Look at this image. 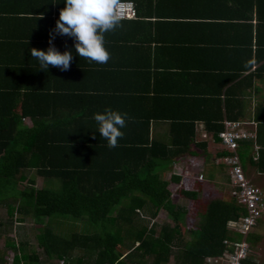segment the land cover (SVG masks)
I'll use <instances>...</instances> for the list:
<instances>
[{
  "label": "trees",
  "instance_id": "obj_1",
  "mask_svg": "<svg viewBox=\"0 0 264 264\" xmlns=\"http://www.w3.org/2000/svg\"><path fill=\"white\" fill-rule=\"evenodd\" d=\"M54 1H39L43 16L34 12L36 17L27 18L16 11V0H0V207L6 208L11 227L28 216L47 219L36 234L38 248L27 233L9 235L0 220L5 247L0 264H9L10 254L11 264H169L172 259L208 264L232 251L230 242L240 241V235L230 223L246 212L232 189L225 197L206 188L201 174H173L170 180L165 175L186 154L205 150L196 141L198 122L220 142L225 119L237 120L230 108L232 90H225L236 76L228 78L223 71L229 68L219 66L210 79L201 65L185 66L184 58L190 53L222 58L227 52L251 58L255 31L256 54L264 58V0H118L133 2L137 17L115 28L124 37L111 39L106 32L105 46L110 57L132 50L149 54L143 75L128 65L79 61L74 38L58 33L52 44L60 52L72 51L69 69H39L31 49L50 46L53 12L46 4ZM56 4L59 14L64 0ZM179 6L187 12L175 14ZM168 8L169 13L161 12ZM193 33L210 38L196 41ZM166 55L175 59L161 61ZM251 66L252 61L234 62V69L242 71ZM174 82L187 89L172 90ZM192 84L207 88L192 90ZM105 108L129 117L112 148L94 120ZM158 121L170 122V142L152 138V123ZM245 142L238 149L242 164ZM219 155L223 160L230 153ZM172 184L181 199L192 203L193 212L173 202ZM162 211L172 224L149 227L143 214L155 218ZM73 221L95 230L80 231L76 224L67 234L56 229ZM260 239L250 234V254L242 264H255Z\"/></svg>",
  "mask_w": 264,
  "mask_h": 264
},
{
  "label": "crops",
  "instance_id": "obj_2",
  "mask_svg": "<svg viewBox=\"0 0 264 264\" xmlns=\"http://www.w3.org/2000/svg\"><path fill=\"white\" fill-rule=\"evenodd\" d=\"M41 0H16V11L26 13L22 16H27V18H31V16H35L34 12H38L40 15L43 16L40 11L42 8H40L38 2ZM45 1V0H44ZM43 3V0L41 4ZM57 0L53 2V6L50 4H46L47 9H51L52 14V35H56L55 33V26L56 21L59 19L58 14V5L56 4ZM51 6V8H50ZM40 8V9H39ZM172 8V7H171ZM168 8L163 9L161 12L169 13L170 9ZM62 9V8H61ZM59 8V10H61ZM188 8L184 6H179V9H175V14H180L187 12ZM48 11V10H47ZM204 11V10H203ZM33 17V18H35ZM155 17V16H154ZM41 18V17H38ZM257 24V17L255 16L254 20V27ZM50 27V24H49ZM256 28H254V31ZM204 34H198L193 33L192 37L194 40H198L200 38H204L205 40L210 38L204 37L202 35ZM260 34V33H259ZM261 34L264 35V29H261ZM124 35V34H123ZM122 35L121 30L114 29L112 31H109L107 34L108 37L111 39L114 38H120ZM129 35V34H128ZM206 36V35H205ZM233 36V35H232ZM124 37V36H123ZM257 32H254V45H253V54L250 58L247 55H235V54H228L222 58H216L213 55L197 58L195 54L190 53L188 54L184 59L185 66L189 67H197L198 65H201L203 68H205V72L210 73L214 72L213 68L219 67V66H227L229 68L225 69L223 72L225 76H228V78H231L233 76H236V78L233 79L232 84L225 88L231 89V96L229 97L230 108L232 112V116L237 119L235 121L245 123V131L249 134H254L255 138L247 140L248 146L244 145L241 149L243 154V169L247 176V178L256 186L264 190V58L260 56L258 58L257 56ZM64 40V39H63ZM239 44L242 43L241 40H239ZM146 44V43H145ZM231 46H233L231 44ZM155 48V45H152V49ZM233 48V47H231ZM237 48V47H236ZM232 50V49H230ZM154 51V50H153ZM114 57H110L107 61V64L114 65V66H120V65H128L131 67H134L138 72H134L136 74H145L148 69L149 65V54L145 53H137V52H129V53H122L113 55ZM161 61L163 60L166 62L167 60H174L172 57H169V55L160 57ZM259 60V61H258ZM79 61H83L84 63H87L89 60L84 57H80ZM219 61V62H218ZM235 61H252V66L248 71H242L238 69H234V62ZM244 64V63H243ZM93 65V62H92ZM95 65V64H94ZM93 65V66H94ZM239 67V66H238ZM134 69V70H135ZM111 71V70H110ZM215 73L211 74L209 78H213V75ZM251 77V80L248 78ZM171 87L172 90H183L187 89V86H183L178 84V82L169 84V88ZM211 87V85L209 86ZM192 90H197L198 88L203 90L204 88H207L206 85L202 84V86H194V84L191 85ZM196 92V91H194ZM225 94L222 95V100L225 103ZM222 102V103H223ZM225 120H228L225 119ZM230 120V119H229ZM233 121V120H231ZM196 141L198 144L205 145L204 151H195V155L186 154L183 161L174 163L172 166L171 171L175 172V169H178L180 171V174L182 176H188L194 174H201L203 175L206 185L205 187H213L217 189L220 193L223 194V196H228L229 190L232 189L231 183L229 182V174L227 167L224 165V159L222 160L221 154L224 151V147L221 144V141L218 142L213 138V135L209 134L205 128L204 122H198L197 128H196ZM151 136L152 138L159 139L165 142H170L171 140V133H170V122L168 121H158L152 123V130H151ZM244 144V143H243ZM195 146V145H193ZM201 146V145H200ZM202 148V147H201ZM183 173V174H182ZM179 175V174H178ZM15 231V230H13ZM14 234L13 232H10L9 235ZM252 235H259L261 237L260 241L258 242L257 246H264V217L259 221L258 225L254 228ZM15 235V234H14ZM3 237V236H2ZM0 237V241H4V239ZM3 249L0 248V251ZM255 264H264V261L259 260L258 258L253 259Z\"/></svg>",
  "mask_w": 264,
  "mask_h": 264
},
{
  "label": "clouds",
  "instance_id": "obj_3",
  "mask_svg": "<svg viewBox=\"0 0 264 264\" xmlns=\"http://www.w3.org/2000/svg\"><path fill=\"white\" fill-rule=\"evenodd\" d=\"M56 21L55 33L73 37L75 52L98 64L107 63L110 53L105 46V33L117 28L122 21L118 0H64ZM51 35V34H50ZM51 35L47 50L31 49V55L39 62V69L48 70L49 65L66 71L73 59L71 50L60 52L53 44ZM129 119L126 112L105 108L94 114L99 134L107 140L110 148L116 147Z\"/></svg>",
  "mask_w": 264,
  "mask_h": 264
},
{
  "label": "built area",
  "instance_id": "obj_4",
  "mask_svg": "<svg viewBox=\"0 0 264 264\" xmlns=\"http://www.w3.org/2000/svg\"><path fill=\"white\" fill-rule=\"evenodd\" d=\"M118 5L122 20L137 17L133 2L119 1ZM223 125L224 130L219 134V138L224 150L230 153L224 158V162L228 166L232 194L246 212L238 221L230 223V227L240 235V241L230 242V246H234L233 250L226 251L221 257L208 259V264H242L250 254L248 237L264 217V190L247 178L238 151L241 141L254 139L255 135L246 132V124L242 122L225 120Z\"/></svg>",
  "mask_w": 264,
  "mask_h": 264
},
{
  "label": "rangeland",
  "instance_id": "obj_5",
  "mask_svg": "<svg viewBox=\"0 0 264 264\" xmlns=\"http://www.w3.org/2000/svg\"><path fill=\"white\" fill-rule=\"evenodd\" d=\"M28 123L30 124L29 121H28ZM174 171L175 172L170 170L168 173H166L165 178L167 180H170L171 176L173 174H180V171L178 169H175ZM42 185H43L42 180L40 178H38L36 187L39 188ZM176 188H177V185H175V184H172L171 187H170V189L173 192V197H172L173 202H175L179 206H182V207H185V208H189L191 210V212H193L192 203L190 201H188V200L181 199L178 196V194L176 193ZM143 216H144V218L146 220V224L149 227H151L152 225H157V228H159L164 223H171L172 224L171 218L168 217L166 212H164V211L160 212L159 215L157 217H155V218L151 217V215L146 214V213H144ZM18 217H19V215L17 214V215H15L14 219H16ZM57 218H59V217L57 216L56 220H57ZM0 220L4 221V223L6 225V226L2 227V229L4 231L6 230V232H8V233L9 232H13L15 234V236L23 235V233H27L28 234V236H27L28 240L32 243V245L35 248H38L37 241H36V234H38L42 229H44V227H45V225L47 223V219H41L40 221H38V220L34 219L33 217L28 216L27 220H26V222L24 224H21V223H16L15 224V222H14L13 226L11 227V223L7 221L8 220V214H7L6 208L4 209V208L0 207ZM81 222L82 221H78V222L77 221H73V222H71L72 223L71 225H69L67 223V224H64L61 227H57L56 229L62 234L63 233L67 234L68 232H70L72 230V228L76 224L77 226H79L80 229L78 228V230H80V231L88 230V231H92L93 232L95 230V226L91 225V224H89V227H86L85 228L86 230H84L82 228L83 225H82ZM19 227H21V228H19ZM13 230H15V231H13ZM0 248H2V249L5 248L4 247V241H0ZM254 251H255L254 257L258 258L261 261H264V246H262L260 244V246L255 247ZM12 259H13V255L12 254L8 255L9 264L12 263ZM54 264H62V262L58 261V262H54ZM169 264H175L174 260L172 259Z\"/></svg>",
  "mask_w": 264,
  "mask_h": 264
}]
</instances>
